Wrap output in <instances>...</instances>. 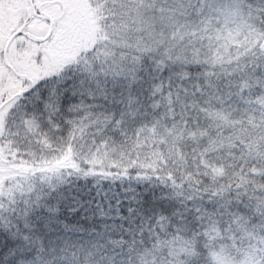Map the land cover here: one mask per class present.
Segmentation results:
<instances>
[{
	"label": "snow or ice",
	"instance_id": "1",
	"mask_svg": "<svg viewBox=\"0 0 264 264\" xmlns=\"http://www.w3.org/2000/svg\"><path fill=\"white\" fill-rule=\"evenodd\" d=\"M0 264H264V0H0Z\"/></svg>",
	"mask_w": 264,
	"mask_h": 264
}]
</instances>
